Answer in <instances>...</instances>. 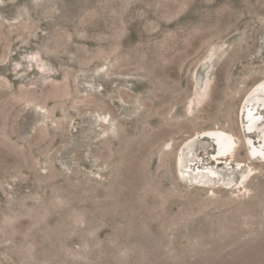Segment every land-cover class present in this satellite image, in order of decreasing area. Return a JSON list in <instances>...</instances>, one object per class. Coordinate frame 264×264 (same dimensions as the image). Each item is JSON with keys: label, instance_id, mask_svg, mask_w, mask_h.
Returning a JSON list of instances; mask_svg holds the SVG:
<instances>
[{"label": "rangeland", "instance_id": "374dc122", "mask_svg": "<svg viewBox=\"0 0 264 264\" xmlns=\"http://www.w3.org/2000/svg\"><path fill=\"white\" fill-rule=\"evenodd\" d=\"M261 81L264 0H0V264H264Z\"/></svg>", "mask_w": 264, "mask_h": 264}, {"label": "bare ground", "instance_id": "6f19581e", "mask_svg": "<svg viewBox=\"0 0 264 264\" xmlns=\"http://www.w3.org/2000/svg\"><path fill=\"white\" fill-rule=\"evenodd\" d=\"M209 66H210V59L207 58L206 60L202 61L195 70V74H194L195 82L197 83V85L199 84V86H201L202 89H204L206 85V81H207L206 78H207V75L209 73V68H210ZM259 83L260 84H258L254 88L253 92L247 96L245 105H244L245 109H243L244 116H246L247 118V127L245 131H249L250 133L254 131L255 127L258 124V120H259L257 116L255 115V109H260L261 107L263 108L264 106V99H263L264 95L262 96L260 93H258V91L264 89V82L262 83L261 81ZM261 99H263V101ZM260 112L264 114L263 111H260ZM228 133L223 130H208L207 131L206 137L212 138L216 142L215 143L216 152L214 156L218 162H220L226 156L229 157L235 150L236 142L232 138L233 136L230 133L229 134ZM260 142L262 143L261 140ZM252 148L253 150L251 151V153L254 155L259 152L263 153V150H264V149L262 150V148L257 146L255 143L253 144ZM259 156H260L259 157L260 159L264 160V154L262 155L259 154ZM208 172L214 174L215 171H213V169L210 168Z\"/></svg>", "mask_w": 264, "mask_h": 264}]
</instances>
